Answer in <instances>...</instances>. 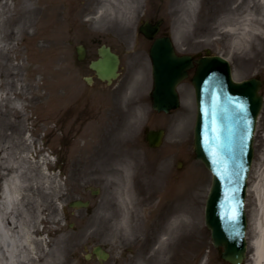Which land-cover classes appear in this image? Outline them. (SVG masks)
I'll return each instance as SVG.
<instances>
[{"label": "rangeland", "instance_id": "rangeland-1", "mask_svg": "<svg viewBox=\"0 0 264 264\" xmlns=\"http://www.w3.org/2000/svg\"><path fill=\"white\" fill-rule=\"evenodd\" d=\"M81 1L87 0H0L7 39L18 21L35 22L0 50V95L7 91L22 104L8 109L0 100L1 157L8 155L12 166L0 171V188L16 169L22 172L25 205L44 210L40 227L48 242L57 238L66 251L62 264H230L205 222L213 176L195 154V69L178 89L179 109L166 114L152 108L155 40L139 28L156 21L179 55L200 59L210 52L230 62L235 81L261 82L263 108L245 201V264H262L264 35L248 18L252 11L262 19L264 0H195L193 6L191 0H105V15L103 0L87 1L88 9ZM27 9L33 13L23 14ZM129 15V23L121 20ZM92 37H99L95 50L111 45L121 55L116 84L89 86L87 71L77 67L76 47L92 45ZM145 130L165 132L159 148L150 147ZM107 133L113 134L111 146H105ZM75 201L89 206L73 208ZM182 215L186 220L177 221ZM97 246L110 254L103 262L88 257Z\"/></svg>", "mask_w": 264, "mask_h": 264}, {"label": "water", "instance_id": "water-1", "mask_svg": "<svg viewBox=\"0 0 264 264\" xmlns=\"http://www.w3.org/2000/svg\"><path fill=\"white\" fill-rule=\"evenodd\" d=\"M157 30L158 26L149 27L150 32ZM100 55L92 68L101 79L111 82L118 76L119 57L106 47ZM151 59L153 108L169 113L181 105L177 87L194 68L193 57L178 56L171 39L164 38L155 41ZM196 63L192 79L198 107L195 152L197 159L213 174L206 225L212 231L214 246L224 248V260L243 264L247 257L248 225L245 199L254 157V135L263 107V97L259 95L261 82L234 81L229 62L220 56H211L210 52ZM162 137L163 132H153L149 140L158 146ZM71 206L83 208L89 203L76 201ZM96 253L104 259L99 250Z\"/></svg>", "mask_w": 264, "mask_h": 264}, {"label": "bare ground", "instance_id": "bare-ground-1", "mask_svg": "<svg viewBox=\"0 0 264 264\" xmlns=\"http://www.w3.org/2000/svg\"><path fill=\"white\" fill-rule=\"evenodd\" d=\"M129 3L132 1L125 0ZM191 5L195 0H191ZM137 0L133 3L136 5ZM131 5V4H130ZM129 9V7H128ZM123 11L126 13L127 10ZM131 10V8L129 9ZM136 8H132L133 12H136ZM131 11V12H132ZM33 13V10H25L23 14ZM123 22L129 23L131 20L129 16H121ZM249 23L257 24L262 30L258 29L264 35V13L262 14V19L254 18V13L250 11L249 13ZM34 21L32 19H22L18 21V26L15 31L9 34L12 36L7 39L5 35H2L3 21H1V10H0V50H4L7 45V40H17L19 35H25L28 29L34 27ZM254 31V30H253ZM246 36L257 35V31L253 34L251 31L244 32ZM2 53V51H0ZM12 69V67H10ZM7 71V70H6ZM4 87V83H2ZM1 102L6 101L8 109H11L9 105L19 106L22 104L12 102L9 97V92L5 91L0 95ZM140 114L145 111V108L141 106L139 109ZM261 114V113H260ZM259 114V116H260ZM4 117H7L4 115ZM6 153L5 151H0V171H10L12 166L6 161L7 156L1 157V153ZM17 173L14 174L12 178L7 179L2 188H0V264H62L63 257L66 251L61 250L57 245V238L53 243L48 242L44 237L46 230L41 229V225L44 224V210L41 208L28 210L25 202L24 196L22 195V190L24 188V183L21 179L22 172L18 169L15 170ZM186 215L177 217L176 220L182 222L186 220ZM49 233V232H48ZM53 235V234H51ZM256 245V244H254ZM259 259L262 260L264 264V248L258 247ZM63 256V257H62Z\"/></svg>", "mask_w": 264, "mask_h": 264}, {"label": "flooded vegetation", "instance_id": "flooded-vegetation-1", "mask_svg": "<svg viewBox=\"0 0 264 264\" xmlns=\"http://www.w3.org/2000/svg\"><path fill=\"white\" fill-rule=\"evenodd\" d=\"M87 1H89V0H87ZM87 1H81L82 4L85 5L84 6L85 9H88V7L90 8L89 4H91V3L90 2H87ZM85 2H87V3H85ZM92 5L94 7V13H96L97 11H99V10H96L97 7L94 6V4H92ZM102 9H103L102 12L105 15V0H103V7H102ZM150 21L152 23L156 22V21H152V20H150ZM167 34H168L167 33V29H164L163 28V24H162L161 25V28H160V31H159L158 34L155 35L154 40H156L158 38L166 37ZM103 37H105V33L100 36V41H101V39H103ZM145 38H147V37H145ZM97 39H99V37H92L91 38L92 45H88L87 43H83L82 42V43H80V45H78L76 47L77 48V50H76L77 67L78 68H81V69H83L85 71H87V76L84 77V80L86 81V83L89 86H94V85H96V86H98V85H104L105 86V85H109L106 81H102L101 79H99V77L97 76V73L93 69H91V66H90V64H91L92 61L97 60L99 58V49H100V47L103 46V45H105V44H102L100 47L97 48V50H95L94 46L97 45V42H98ZM107 46H109L121 58V55L118 53V51L113 46H111V45H107ZM117 82L118 81L113 82V83L116 84ZM98 93H100V92H98ZM102 93L104 95V113H105V88L102 91ZM106 122H108V120H106ZM111 136L113 137V134L107 133V137L105 135V146H107V145H110L111 146V142H110V140H111L110 137ZM146 139H147V136H146ZM148 144H149V142H148ZM105 250H106V248H105ZM92 253H93V251H92ZM93 256H95L94 253H93ZM109 257H110V254H109Z\"/></svg>", "mask_w": 264, "mask_h": 264}]
</instances>
